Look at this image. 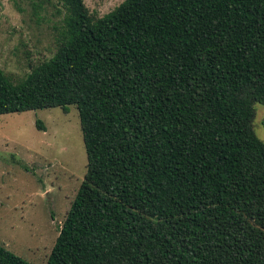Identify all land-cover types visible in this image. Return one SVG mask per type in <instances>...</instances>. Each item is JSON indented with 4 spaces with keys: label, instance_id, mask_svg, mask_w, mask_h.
<instances>
[{
    "label": "trees",
    "instance_id": "16d2710c",
    "mask_svg": "<svg viewBox=\"0 0 264 264\" xmlns=\"http://www.w3.org/2000/svg\"><path fill=\"white\" fill-rule=\"evenodd\" d=\"M45 4L56 51L0 65V115L79 112L86 174L46 264H264V0ZM0 264L33 263L0 244Z\"/></svg>",
    "mask_w": 264,
    "mask_h": 264
},
{
    "label": "rangeland",
    "instance_id": "374dc122",
    "mask_svg": "<svg viewBox=\"0 0 264 264\" xmlns=\"http://www.w3.org/2000/svg\"><path fill=\"white\" fill-rule=\"evenodd\" d=\"M34 1L0 0V65L17 78L56 51V8L45 4L38 22ZM85 1L103 16L125 0ZM263 120L264 104L258 103L254 125L262 139ZM87 163L75 106L68 113L53 107L0 115V244L33 264H46Z\"/></svg>",
    "mask_w": 264,
    "mask_h": 264
}]
</instances>
